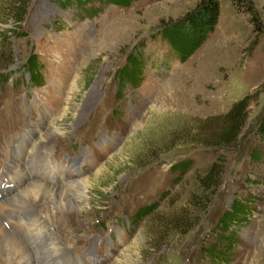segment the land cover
<instances>
[{"label":"rangeland","instance_id":"374dc122","mask_svg":"<svg viewBox=\"0 0 264 264\" xmlns=\"http://www.w3.org/2000/svg\"><path fill=\"white\" fill-rule=\"evenodd\" d=\"M17 2L0 0V175L19 174L29 136L24 152L53 148L54 168L36 156L24 164L37 182L74 195L62 210L54 199L46 209L31 204L69 247L68 261L80 264L87 249V264H264V0H219L214 31L182 62L160 34L200 0ZM16 8L25 12L18 23ZM135 60L142 78L118 82ZM243 100L234 142L198 143L214 141L222 116ZM83 178L84 195L68 192L66 182ZM233 201L250 213L225 232L218 222ZM231 232L238 243L213 260L207 250L226 246ZM16 256L8 246L0 264Z\"/></svg>","mask_w":264,"mask_h":264},{"label":"bare ground","instance_id":"6f19581e","mask_svg":"<svg viewBox=\"0 0 264 264\" xmlns=\"http://www.w3.org/2000/svg\"><path fill=\"white\" fill-rule=\"evenodd\" d=\"M54 109L53 113L56 112ZM47 111L49 112V110ZM42 117L37 121L38 126H40L39 121L43 120L41 119ZM41 131L42 127L40 126ZM27 133L31 135L29 130ZM39 137L43 141L47 138L43 133ZM29 139L30 136L27 138L26 143L23 141L21 144L23 145L21 147V154L23 156L22 166L18 165L14 169L19 174L9 176L0 175V255H3L9 246V248H14L17 254L15 259L11 260L9 264H60L63 261V257H67L65 264H72L71 261H68L71 258L68 254L69 247L60 246L57 240L58 235H55L57 233L52 234L49 232L48 228L50 226L47 225L44 218L40 217L37 211L38 208H33L31 204L36 205L39 209H46L51 204L50 200L54 199L56 202L52 205L55 206V209L58 207L62 210L69 206L74 195L69 197L67 193L63 192V189H59L46 182H37L36 178L31 177L27 173V167L24 163H26L27 159L28 162H32L35 156L38 157V160H42L46 166L54 168L53 162H51L49 157V149L53 148L43 146L45 149L42 152H39V149L32 150L31 152L28 149V152H24V147L27 145ZM39 144L41 143L36 142L34 146H39ZM72 163L71 167L76 168V176L80 177L82 166L76 165L75 161H72ZM27 175L31 179H35V181L29 180ZM39 181L49 182L48 177H43ZM65 181L63 180L61 183ZM88 184L89 179L83 178L81 181L66 182V187L69 189L68 192L72 190L84 195ZM7 185L11 189L14 188L15 192ZM34 209L36 212L31 213ZM11 217H14L13 220ZM27 247L29 256H26ZM86 250L81 256L83 258L82 262L79 261L80 264H87L83 263L86 261L90 252ZM24 258L25 260H23Z\"/></svg>","mask_w":264,"mask_h":264},{"label":"trees","instance_id":"16d2710c","mask_svg":"<svg viewBox=\"0 0 264 264\" xmlns=\"http://www.w3.org/2000/svg\"><path fill=\"white\" fill-rule=\"evenodd\" d=\"M75 3L76 6L84 5L86 2L92 1H102V0H70ZM107 5H113L117 7H127L135 0H103ZM148 1H160V0H148ZM236 5L240 3V0H232ZM22 3V0H19L17 4ZM12 18L15 19V22H21L24 9L20 10L18 8L15 9ZM220 8H219V0H200L198 5L194 10L189 12L182 20H180L176 25L168 27L167 31L160 34V37L167 43L169 46V50L175 56V59L178 61H184L189 55H191L200 44L207 38V36L214 31L215 26L217 24V20L219 18ZM30 66L28 67V72L31 76L32 83L34 86H39L41 82V78L37 75L39 71V64L37 58H33L31 56ZM173 59V58H172ZM144 68L143 64H138L135 60L132 64H129L123 71L119 72V81L122 82L123 85L133 84L135 81L132 80V77L140 76L142 78V70ZM140 72V73H139ZM137 75V76H136ZM246 100H243L240 103L235 104L232 109L222 116L223 123L221 127L218 126L217 130L219 131V135H215V140L211 142H202L198 143H211L215 145L221 144H230L234 142L239 134L240 129L245 124V120L247 117L246 108L247 103ZM238 109H241L238 110ZM258 134L264 143V114L259 121L258 126ZM256 156V153H253V157ZM183 171H187L189 166H186L184 163L182 165ZM250 208L246 205V201H233L231 207L225 212L219 220V228L223 229L225 232L228 231L231 227L239 226L246 220V216L250 213ZM232 231V230H231ZM229 236H223L222 239L226 246L219 249L217 243L210 246L207 250V253L212 255V259H223L226 257L230 246L238 243L235 234L232 232L228 234ZM219 249V250H217ZM217 250V251H216ZM216 251V252H215Z\"/></svg>","mask_w":264,"mask_h":264},{"label":"clouds","instance_id":"9594fccd","mask_svg":"<svg viewBox=\"0 0 264 264\" xmlns=\"http://www.w3.org/2000/svg\"><path fill=\"white\" fill-rule=\"evenodd\" d=\"M173 60H176V59H173ZM176 61H178V60H176Z\"/></svg>","mask_w":264,"mask_h":264}]
</instances>
